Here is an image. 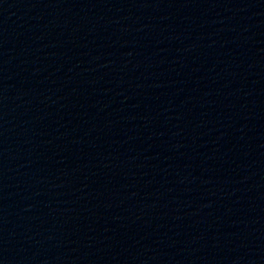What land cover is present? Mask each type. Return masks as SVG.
<instances>
[{
    "label": "water",
    "instance_id": "obj_1",
    "mask_svg": "<svg viewBox=\"0 0 264 264\" xmlns=\"http://www.w3.org/2000/svg\"><path fill=\"white\" fill-rule=\"evenodd\" d=\"M0 264H264V0H0Z\"/></svg>",
    "mask_w": 264,
    "mask_h": 264
}]
</instances>
